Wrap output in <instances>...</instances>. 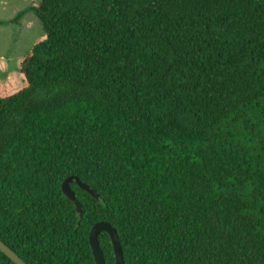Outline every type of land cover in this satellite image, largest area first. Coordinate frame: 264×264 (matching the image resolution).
I'll return each mask as SVG.
<instances>
[{
  "label": "trees",
  "instance_id": "trees-1",
  "mask_svg": "<svg viewBox=\"0 0 264 264\" xmlns=\"http://www.w3.org/2000/svg\"><path fill=\"white\" fill-rule=\"evenodd\" d=\"M32 10L43 36L0 79V240L26 264H96L107 222L124 264H264V0ZM72 176L98 196L70 184L81 214Z\"/></svg>",
  "mask_w": 264,
  "mask_h": 264
},
{
  "label": "rangeland",
  "instance_id": "rangeland-1",
  "mask_svg": "<svg viewBox=\"0 0 264 264\" xmlns=\"http://www.w3.org/2000/svg\"><path fill=\"white\" fill-rule=\"evenodd\" d=\"M40 3L41 0H0V79L15 74L31 46L43 36L41 22L32 10ZM23 11L25 15L17 21Z\"/></svg>",
  "mask_w": 264,
  "mask_h": 264
},
{
  "label": "water",
  "instance_id": "water-1",
  "mask_svg": "<svg viewBox=\"0 0 264 264\" xmlns=\"http://www.w3.org/2000/svg\"><path fill=\"white\" fill-rule=\"evenodd\" d=\"M75 182L79 188L88 192L93 198H98L96 192L92 190L89 186L82 183L77 177H69L62 184L63 194L75 204L76 211L81 214L82 205L76 199L74 192L71 190L70 184ZM102 232H106L112 243L113 252L115 256V264H124L122 247L120 245V240L117 235V232L114 228L110 226L107 222H98L96 223L89 234V244L92 250V255L96 264H106L103 252L100 248L99 235ZM0 251L4 253L11 261L15 264H26L13 250H11L7 245H5L0 240Z\"/></svg>",
  "mask_w": 264,
  "mask_h": 264
}]
</instances>
